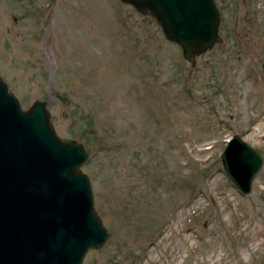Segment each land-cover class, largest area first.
I'll return each instance as SVG.
<instances>
[{
  "label": "rangeland",
  "instance_id": "obj_1",
  "mask_svg": "<svg viewBox=\"0 0 264 264\" xmlns=\"http://www.w3.org/2000/svg\"><path fill=\"white\" fill-rule=\"evenodd\" d=\"M216 6L190 64L120 0H0V78L87 152L107 237L81 264H264V0ZM233 132L261 156L247 193L220 161Z\"/></svg>",
  "mask_w": 264,
  "mask_h": 264
},
{
  "label": "water",
  "instance_id": "obj_2",
  "mask_svg": "<svg viewBox=\"0 0 264 264\" xmlns=\"http://www.w3.org/2000/svg\"><path fill=\"white\" fill-rule=\"evenodd\" d=\"M120 1L152 15L190 64L221 41L214 0ZM219 156L233 185L247 193L260 154L233 132ZM86 157L81 143L55 133L44 101L21 108L0 78V264H81L88 248L103 244L107 231L79 168Z\"/></svg>",
  "mask_w": 264,
  "mask_h": 264
},
{
  "label": "bare ground",
  "instance_id": "obj_3",
  "mask_svg": "<svg viewBox=\"0 0 264 264\" xmlns=\"http://www.w3.org/2000/svg\"><path fill=\"white\" fill-rule=\"evenodd\" d=\"M263 128V127H262ZM251 137H255V135H256V137L258 136L259 138L260 137H264L263 135H264V130L262 131H259L258 133H255V132H251L250 134H249ZM244 139H247L246 137H244ZM258 228V227H257ZM257 235H259V238H258V240H256V242L257 241H259V240H263L264 239V229H262V231L261 232H257Z\"/></svg>",
  "mask_w": 264,
  "mask_h": 264
},
{
  "label": "flooded vegetation",
  "instance_id": "obj_4",
  "mask_svg": "<svg viewBox=\"0 0 264 264\" xmlns=\"http://www.w3.org/2000/svg\"><path fill=\"white\" fill-rule=\"evenodd\" d=\"M214 1H215V4H216V1H217V0H214ZM217 3H218V2H217ZM218 28H219V26H218Z\"/></svg>",
  "mask_w": 264,
  "mask_h": 264
}]
</instances>
